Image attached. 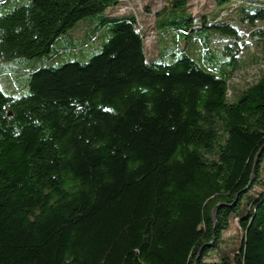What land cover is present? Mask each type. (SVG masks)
<instances>
[{
	"label": "trees",
	"instance_id": "trees-1",
	"mask_svg": "<svg viewBox=\"0 0 264 264\" xmlns=\"http://www.w3.org/2000/svg\"><path fill=\"white\" fill-rule=\"evenodd\" d=\"M189 2L144 9L149 46L121 0L0 17V63L112 33L86 63L30 72L24 97L0 87V264H264V0H212L201 16ZM254 41L263 69L238 87Z\"/></svg>",
	"mask_w": 264,
	"mask_h": 264
},
{
	"label": "rangeland",
	"instance_id": "rangeland-1",
	"mask_svg": "<svg viewBox=\"0 0 264 264\" xmlns=\"http://www.w3.org/2000/svg\"><path fill=\"white\" fill-rule=\"evenodd\" d=\"M31 3L32 0H0V17L5 16L6 14L18 8L29 6L31 5ZM162 4L163 2L160 3L159 0H135V13L145 14L146 12L144 9L146 7H149V9L154 12ZM189 5H192V7H189V11H194L195 13L198 12L199 14L197 16L209 14L212 10H214L212 0H190ZM236 18L229 20V22L233 23ZM149 19H151V17L144 18V23L148 24V26L151 24V20ZM81 25H87V22H81L79 26ZM82 33L83 30L81 27H79L72 33V37L77 39L82 36ZM92 34L95 33L93 32ZM111 35V31L109 29H105L101 33H99V36L97 38L93 39V42H89V36L83 37L82 43L78 42L74 45L76 47L75 52H65L63 43L67 42L69 39L67 37H61L55 43L54 49L55 52L64 50V53L57 56L56 58H53L51 60H48L47 58H37L31 60L18 59L1 62L0 87L9 96L16 98L24 97L28 95V78L30 72L35 71L44 65H51L57 67L70 61H79L82 63H86L91 59V57L96 55L101 50V47L109 40ZM155 45L156 44L151 46V49L148 51V57L150 59L157 53ZM219 46L217 45L216 47L218 48ZM157 49L161 52L160 46H158ZM252 51L254 52L252 53ZM261 55V43L259 41H254V44L252 45V48L250 50L248 48L243 50L240 55V71L234 73L233 77V83L235 85H237L238 87H242L244 83H252L258 78L259 73L263 69L262 65L258 63V60L261 58ZM190 56L198 65L204 66L205 57L202 53H197V55L195 56ZM172 59L173 58H170L167 61L171 62ZM220 62V58H216L212 61V64L217 67ZM226 69L228 70L229 67H227ZM239 98V95H235L230 99V102H236ZM234 234L235 231L233 228L226 231L223 234L222 244L220 243L219 245L221 247L228 245V243H230L232 239L234 240ZM206 260H216V254L210 253L206 257Z\"/></svg>",
	"mask_w": 264,
	"mask_h": 264
},
{
	"label": "built area",
	"instance_id": "built-area-1",
	"mask_svg": "<svg viewBox=\"0 0 264 264\" xmlns=\"http://www.w3.org/2000/svg\"><path fill=\"white\" fill-rule=\"evenodd\" d=\"M159 2H163V0H159ZM160 7V6H159ZM158 7V8H159ZM119 14H131L134 16L135 19V29L137 32H145L146 37V44L147 46L150 45L151 42V35L152 32L150 30H147L149 27L148 24L144 23V18L151 17V14H141V13H135V0H121V6L118 9ZM250 34L245 33L244 42H248ZM150 41V42H149ZM149 42V43H148Z\"/></svg>",
	"mask_w": 264,
	"mask_h": 264
}]
</instances>
